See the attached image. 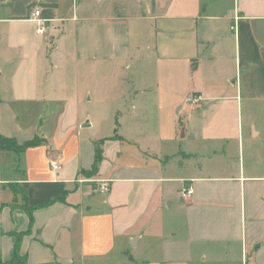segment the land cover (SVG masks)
<instances>
[{"label": "crops", "instance_id": "1", "mask_svg": "<svg viewBox=\"0 0 264 264\" xmlns=\"http://www.w3.org/2000/svg\"><path fill=\"white\" fill-rule=\"evenodd\" d=\"M0 135V264H264V0H0Z\"/></svg>", "mask_w": 264, "mask_h": 264}, {"label": "trees", "instance_id": "2", "mask_svg": "<svg viewBox=\"0 0 264 264\" xmlns=\"http://www.w3.org/2000/svg\"><path fill=\"white\" fill-rule=\"evenodd\" d=\"M41 143H42V140L38 137H35L33 140H30L28 142L20 144L14 138H8V137H5L3 135H0V149L2 151L14 152L18 155L23 154L24 152H26L30 148H34V147L41 145ZM95 145H96V153H95L94 165L89 172H83L84 174H87L91 178L95 177L99 173L100 165H101L102 159H103L102 142L95 143ZM27 210H28V213L30 215L29 228L24 233L16 234L17 243H16L15 254H14V257L9 262H7L6 264H23V263H25V260L19 254V243H20L23 236H25L31 232L32 225H33L32 211H31V209H27Z\"/></svg>", "mask_w": 264, "mask_h": 264}, {"label": "built area", "instance_id": "3", "mask_svg": "<svg viewBox=\"0 0 264 264\" xmlns=\"http://www.w3.org/2000/svg\"><path fill=\"white\" fill-rule=\"evenodd\" d=\"M40 10L36 9L33 13L34 19L37 20L40 17ZM38 21V29H37V33L39 35H44L46 33V27L44 26V24H42V22L40 20ZM204 100L203 96L201 95H191L187 98V103L192 104V105H198L200 103H202V101ZM51 167L53 170L57 171L61 168L60 164L56 161H52L51 162ZM4 184L2 182H0V208L3 205V201H4ZM110 190V182L108 181H101L96 189V192H98L101 195H106ZM193 194V189L192 188H186L184 190H182L181 196L182 198H186L188 196H191Z\"/></svg>", "mask_w": 264, "mask_h": 264}, {"label": "rangeland", "instance_id": "4", "mask_svg": "<svg viewBox=\"0 0 264 264\" xmlns=\"http://www.w3.org/2000/svg\"><path fill=\"white\" fill-rule=\"evenodd\" d=\"M130 245H131V243H130ZM129 260L131 259V256H129V258H128Z\"/></svg>", "mask_w": 264, "mask_h": 264}]
</instances>
